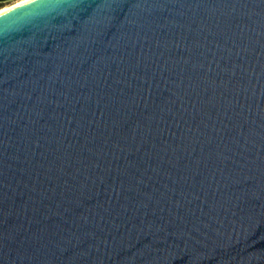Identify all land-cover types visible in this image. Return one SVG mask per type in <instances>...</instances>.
Listing matches in <instances>:
<instances>
[{
  "label": "water",
  "instance_id": "95a60500",
  "mask_svg": "<svg viewBox=\"0 0 264 264\" xmlns=\"http://www.w3.org/2000/svg\"><path fill=\"white\" fill-rule=\"evenodd\" d=\"M0 264H264V0L1 14Z\"/></svg>",
  "mask_w": 264,
  "mask_h": 264
},
{
  "label": "bare ground",
  "instance_id": "6f19581e",
  "mask_svg": "<svg viewBox=\"0 0 264 264\" xmlns=\"http://www.w3.org/2000/svg\"><path fill=\"white\" fill-rule=\"evenodd\" d=\"M29 1H31V0H17L16 2H14L8 6L2 7V8H0V15L3 13H6V12L18 7V6H21L22 4H25Z\"/></svg>",
  "mask_w": 264,
  "mask_h": 264
},
{
  "label": "rangeland",
  "instance_id": "374dc122",
  "mask_svg": "<svg viewBox=\"0 0 264 264\" xmlns=\"http://www.w3.org/2000/svg\"><path fill=\"white\" fill-rule=\"evenodd\" d=\"M16 1H17V0H14V1L8 2V3H6V4H1L0 7L8 6V5H10V4H12V3L16 2Z\"/></svg>",
  "mask_w": 264,
  "mask_h": 264
},
{
  "label": "flooded vegetation",
  "instance_id": "af4514ba",
  "mask_svg": "<svg viewBox=\"0 0 264 264\" xmlns=\"http://www.w3.org/2000/svg\"><path fill=\"white\" fill-rule=\"evenodd\" d=\"M1 5V4H0Z\"/></svg>",
  "mask_w": 264,
  "mask_h": 264
}]
</instances>
